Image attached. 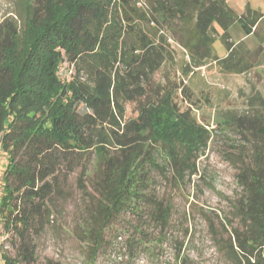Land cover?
Listing matches in <instances>:
<instances>
[{
    "label": "trees",
    "instance_id": "obj_1",
    "mask_svg": "<svg viewBox=\"0 0 264 264\" xmlns=\"http://www.w3.org/2000/svg\"><path fill=\"white\" fill-rule=\"evenodd\" d=\"M262 21L260 10L248 5L241 14L228 0H20L15 15L0 21V147L7 157L0 264H39L37 238L73 197V175L88 262L107 229L146 202L147 218L166 228L172 206L149 193L158 156L166 155L181 183L198 174L213 141L186 80L174 75V44L187 53L186 77L212 64L245 74L264 62ZM235 23L261 43L234 42ZM217 35L228 49L224 58L215 52ZM256 98L263 113L249 117V154L237 157L239 225L207 216L218 251L236 264H264V97ZM128 104L136 116L126 117ZM134 241L143 238L128 242L130 253Z\"/></svg>",
    "mask_w": 264,
    "mask_h": 264
},
{
    "label": "rangeland",
    "instance_id": "obj_2",
    "mask_svg": "<svg viewBox=\"0 0 264 264\" xmlns=\"http://www.w3.org/2000/svg\"><path fill=\"white\" fill-rule=\"evenodd\" d=\"M19 1L0 0V21L15 15ZM231 1L236 7L237 0ZM259 29L264 40L263 21ZM229 33L234 42L244 39L250 49H255L262 41L255 34L245 35L240 23H235ZM174 48L177 60L174 75L179 80H186L185 84L192 92L191 100L195 103L194 111L198 119L213 131V141L199 158L198 174L181 183L173 179L172 168L163 158L166 155L158 156L149 193L172 206L169 225L161 230L158 224L148 219L146 202L137 214L125 213L107 229L106 242L98 256L94 262H88L86 254L89 249L81 243L77 233L84 214L81 210L82 194L74 186L73 175L70 179L73 197L66 205L55 209L45 232L37 238L39 264H183V260L184 264H236L218 251L207 216L218 225L217 215L221 220L227 217L235 226L239 225L233 213V205L242 191L236 179L240 164L237 157L243 155L247 158L249 154L250 134L245 130L249 126V117L263 113L256 97L258 93L264 97V62L245 74L226 73L212 64L186 77L182 74V66L188 61L187 53L176 43ZM214 48L219 58L226 57L228 49L222 35H217ZM156 79H160V73ZM136 115L135 105L128 104L126 117ZM232 117L233 124L227 127L224 122ZM240 120L244 124L242 129L236 125ZM6 164L7 157L0 147V197ZM89 192H92L90 187ZM137 229L140 233L136 232ZM133 238H143V243L134 241L130 253L127 245ZM160 239L164 240L161 242ZM12 253H15L13 247Z\"/></svg>",
    "mask_w": 264,
    "mask_h": 264
},
{
    "label": "crops",
    "instance_id": "obj_3",
    "mask_svg": "<svg viewBox=\"0 0 264 264\" xmlns=\"http://www.w3.org/2000/svg\"><path fill=\"white\" fill-rule=\"evenodd\" d=\"M229 1V4L233 6L232 4V1L231 0H228ZM258 3H261L259 2L258 0H256L255 2L251 1V0H237V4H236V7H234L239 13L243 14L245 11H246V7L248 5H250L253 9H257V10H260L262 13L264 11V2L261 3V5H259ZM264 15V13H263ZM244 40V39H243ZM241 40V41H243Z\"/></svg>",
    "mask_w": 264,
    "mask_h": 264
},
{
    "label": "built area",
    "instance_id": "obj_4",
    "mask_svg": "<svg viewBox=\"0 0 264 264\" xmlns=\"http://www.w3.org/2000/svg\"><path fill=\"white\" fill-rule=\"evenodd\" d=\"M1 243H2V238L0 237V245H1ZM1 257H2V251L0 249V261H1Z\"/></svg>",
    "mask_w": 264,
    "mask_h": 264
}]
</instances>
